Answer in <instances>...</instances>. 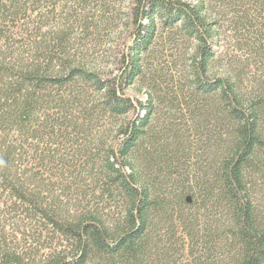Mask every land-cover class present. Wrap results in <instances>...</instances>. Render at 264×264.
<instances>
[{"label": "trees", "instance_id": "1", "mask_svg": "<svg viewBox=\"0 0 264 264\" xmlns=\"http://www.w3.org/2000/svg\"><path fill=\"white\" fill-rule=\"evenodd\" d=\"M122 1L101 66L114 0H0V264H264V0ZM157 30L190 70L140 97Z\"/></svg>", "mask_w": 264, "mask_h": 264}, {"label": "rangeland", "instance_id": "2", "mask_svg": "<svg viewBox=\"0 0 264 264\" xmlns=\"http://www.w3.org/2000/svg\"><path fill=\"white\" fill-rule=\"evenodd\" d=\"M111 16L107 22L97 11H91L93 15L92 29L89 35L79 40L80 51L83 50L85 58L99 65H104L110 60L112 38L122 26L123 12L126 11V3L122 0H114ZM233 40L228 38L220 39V46L212 62L210 70H222L226 61L225 54H234ZM152 47L144 58L143 70H146V82L139 81L134 89L139 90L138 96L142 97L150 90L148 82L155 83L161 94H176L184 88L186 70L189 68V54L192 43L181 37L175 30H157ZM149 80H148V79ZM134 95V94H132ZM165 106V105H164ZM166 109V108H165ZM7 232H11L10 229Z\"/></svg>", "mask_w": 264, "mask_h": 264}]
</instances>
